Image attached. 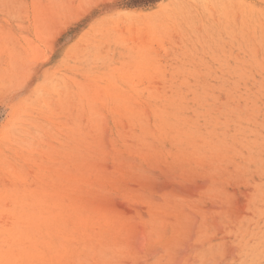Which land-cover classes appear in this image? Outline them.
<instances>
[{
	"label": "rangeland",
	"instance_id": "rangeland-1",
	"mask_svg": "<svg viewBox=\"0 0 264 264\" xmlns=\"http://www.w3.org/2000/svg\"><path fill=\"white\" fill-rule=\"evenodd\" d=\"M0 264H264V0H0Z\"/></svg>",
	"mask_w": 264,
	"mask_h": 264
},
{
	"label": "bare ground",
	"instance_id": "bare-ground-1",
	"mask_svg": "<svg viewBox=\"0 0 264 264\" xmlns=\"http://www.w3.org/2000/svg\"><path fill=\"white\" fill-rule=\"evenodd\" d=\"M45 77V76H44ZM34 78V77H33ZM36 78H40V77H38V76H36ZM48 78V77H47ZM47 81V80H46ZM45 82V81H44ZM42 88V87H41ZM44 94V93H43Z\"/></svg>",
	"mask_w": 264,
	"mask_h": 264
}]
</instances>
